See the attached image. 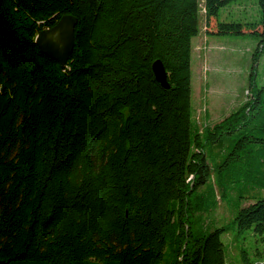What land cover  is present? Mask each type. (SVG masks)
I'll list each match as a JSON object with an SVG mask.
<instances>
[{
    "label": "trees",
    "instance_id": "1",
    "mask_svg": "<svg viewBox=\"0 0 264 264\" xmlns=\"http://www.w3.org/2000/svg\"><path fill=\"white\" fill-rule=\"evenodd\" d=\"M246 1L203 0L205 28L261 51L264 0L222 12ZM65 14L63 69L35 37ZM200 23V0H0V264H227L226 235L264 264V85L193 129Z\"/></svg>",
    "mask_w": 264,
    "mask_h": 264
},
{
    "label": "rangeland",
    "instance_id": "2",
    "mask_svg": "<svg viewBox=\"0 0 264 264\" xmlns=\"http://www.w3.org/2000/svg\"><path fill=\"white\" fill-rule=\"evenodd\" d=\"M253 1L234 3L222 12L231 14L228 19L253 20L259 16L258 5L256 10ZM204 14V2L200 0V31L192 39V105L193 129L203 136L214 122L248 101L254 87L264 85V50H256L258 39L251 33L208 34ZM216 214L226 217L224 203ZM224 240L228 247L227 264H241L233 236L226 235Z\"/></svg>",
    "mask_w": 264,
    "mask_h": 264
},
{
    "label": "water",
    "instance_id": "3",
    "mask_svg": "<svg viewBox=\"0 0 264 264\" xmlns=\"http://www.w3.org/2000/svg\"><path fill=\"white\" fill-rule=\"evenodd\" d=\"M76 24L77 17L65 14L55 25L41 30L35 37V42L40 49L56 59L63 69L74 50ZM152 68L156 79L162 85L168 87L167 72L163 62L156 59L152 64Z\"/></svg>",
    "mask_w": 264,
    "mask_h": 264
}]
</instances>
